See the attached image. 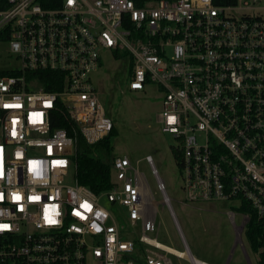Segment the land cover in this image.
I'll return each instance as SVG.
<instances>
[{
	"label": "built area",
	"instance_id": "obj_1",
	"mask_svg": "<svg viewBox=\"0 0 264 264\" xmlns=\"http://www.w3.org/2000/svg\"><path fill=\"white\" fill-rule=\"evenodd\" d=\"M6 2L0 40L19 64L0 77V264H173L167 253L209 264L181 233L185 256L147 234L158 232L156 216L128 156L114 157L108 190L77 180L76 130L95 143L115 126L92 80L105 49L130 57V90L161 89L157 119L178 140L183 201H233L244 229L247 204L264 249V0ZM37 71L57 72L59 89ZM64 121L73 134L53 126Z\"/></svg>",
	"mask_w": 264,
	"mask_h": 264
},
{
	"label": "rangeland",
	"instance_id": "obj_2",
	"mask_svg": "<svg viewBox=\"0 0 264 264\" xmlns=\"http://www.w3.org/2000/svg\"><path fill=\"white\" fill-rule=\"evenodd\" d=\"M101 59L102 66L93 73L92 80L118 131L111 139L113 154L128 156L138 169L143 189L146 190L147 185L151 191L146 199V210L150 218L155 213L158 232L147 234L156 237L170 251L181 254L183 252L178 251L184 249L181 233L190 250L200 259L209 264H225L235 237L228 220V213L233 211V201L194 204L183 201L182 176L174 154L178 140L173 134L163 132L157 119L162 110L161 89L156 83H151L143 91L130 90L131 61L125 53L115 56L105 49L101 52ZM17 64L19 62L10 56L9 43L0 40V70ZM147 155L152 156L157 173L164 182L171 209L162 200L152 170L145 160ZM102 203L110 207L106 199ZM234 216L239 226L241 217L237 213ZM242 245L244 253L239 248L233 255L232 264H258V255L251 249L245 229ZM167 256L173 264H189L185 258L172 253H167Z\"/></svg>",
	"mask_w": 264,
	"mask_h": 264
},
{
	"label": "trees",
	"instance_id": "obj_3",
	"mask_svg": "<svg viewBox=\"0 0 264 264\" xmlns=\"http://www.w3.org/2000/svg\"><path fill=\"white\" fill-rule=\"evenodd\" d=\"M60 2V0H57ZM62 1V0H61ZM137 5H143L148 0H134ZM217 5H231L237 0H213ZM6 0H0V8L7 6ZM3 38V37H2ZM127 55V53L125 52ZM132 70V62H131ZM130 70V71H131ZM8 74L5 69L0 70V77ZM32 74H37L44 82L47 90L59 89L58 86L50 83V77L58 75L54 71H37ZM66 121V120H65ZM53 122V126H64L69 133L73 134V126L68 122ZM118 133L116 126L111 132L95 143H89L84 134L80 130H76V154L74 161L76 164V177L79 183L88 186L96 193H101L110 189L113 186V145L111 139ZM175 157L178 156V151L174 150ZM244 209H247L251 218L246 225L245 234L251 246V249L258 255V264H264V249L262 241V226L257 219L255 211L244 204Z\"/></svg>",
	"mask_w": 264,
	"mask_h": 264
},
{
	"label": "crops",
	"instance_id": "obj_4",
	"mask_svg": "<svg viewBox=\"0 0 264 264\" xmlns=\"http://www.w3.org/2000/svg\"><path fill=\"white\" fill-rule=\"evenodd\" d=\"M156 181V180H155ZM145 186V185H144ZM146 187V190H147V192H148V195H149V197H150V195H151V191H150V189L147 187V185L145 186ZM234 214L232 213V212H230V213H228V220H229V223H230V225H231V229H232V232L234 233V240H233V242H232V244H231V253L227 256V258H226V260H225V264H232V261H233V255H234V253L240 248L242 251L244 250V248H243V245H242V235H243V230H244V228L241 226V224L238 226L237 225V223H236V220L234 219ZM174 219H175V217H174ZM175 224H176V227H177V229H178V227H179V224H178V222L176 221V219H175ZM179 230V229H178ZM168 246V245H167ZM171 247V246H170ZM174 248V247H173ZM190 249V248H189ZM178 251H183V250H178ZM191 251V250H190ZM191 253L196 257V258H198V259H200L197 255H196V253H193L192 251H191ZM243 253H244V251H243ZM173 254V253H172ZM181 254H183V256H185L186 254L185 253H181ZM175 255V254H174ZM178 257V256H177ZM186 259V258H185ZM188 262H189V264H191L190 263V261L188 260V259H186Z\"/></svg>",
	"mask_w": 264,
	"mask_h": 264
},
{
	"label": "bare ground",
	"instance_id": "obj_5",
	"mask_svg": "<svg viewBox=\"0 0 264 264\" xmlns=\"http://www.w3.org/2000/svg\"><path fill=\"white\" fill-rule=\"evenodd\" d=\"M161 245V244H160ZM161 247H164L163 245H161ZM164 248H166V247H164ZM166 249H168V248H166ZM169 250V249H168Z\"/></svg>",
	"mask_w": 264,
	"mask_h": 264
},
{
	"label": "snow or ice",
	"instance_id": "obj_6",
	"mask_svg": "<svg viewBox=\"0 0 264 264\" xmlns=\"http://www.w3.org/2000/svg\"><path fill=\"white\" fill-rule=\"evenodd\" d=\"M0 227H7V226H0Z\"/></svg>",
	"mask_w": 264,
	"mask_h": 264
}]
</instances>
